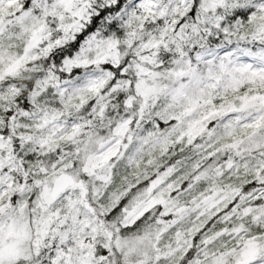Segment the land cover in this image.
I'll use <instances>...</instances> for the list:
<instances>
[{"label": "snow or ice", "instance_id": "obj_1", "mask_svg": "<svg viewBox=\"0 0 264 264\" xmlns=\"http://www.w3.org/2000/svg\"><path fill=\"white\" fill-rule=\"evenodd\" d=\"M0 264H264V0H0Z\"/></svg>", "mask_w": 264, "mask_h": 264}, {"label": "clouds", "instance_id": "obj_2", "mask_svg": "<svg viewBox=\"0 0 264 264\" xmlns=\"http://www.w3.org/2000/svg\"><path fill=\"white\" fill-rule=\"evenodd\" d=\"M40 63L42 64L43 61H41ZM44 71H47V70H44ZM52 72L53 73L56 72V69L54 67L52 68ZM21 75H22V79L23 80H29V79L35 78L37 76V73L33 72L31 70H28V71L22 72ZM52 82L54 83L55 81H52ZM83 83H84V79L82 78L81 84H83ZM61 84H62V82H61ZM78 87H80V85L76 84L75 82L72 83V84H69L67 86L68 93L70 94L73 89L78 88ZM81 115H82V113L80 111H78V110L77 111H73V113H72L73 118H78ZM46 131H47L46 129H41L40 133L41 134H46ZM33 134L36 135L37 133L34 131Z\"/></svg>", "mask_w": 264, "mask_h": 264}]
</instances>
